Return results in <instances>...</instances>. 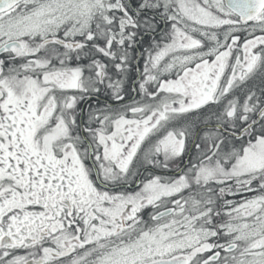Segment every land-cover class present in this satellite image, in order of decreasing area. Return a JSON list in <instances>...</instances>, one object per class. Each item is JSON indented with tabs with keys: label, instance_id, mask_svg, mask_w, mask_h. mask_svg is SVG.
I'll return each instance as SVG.
<instances>
[{
	"label": "snow or ice",
	"instance_id": "snow-or-ice-1",
	"mask_svg": "<svg viewBox=\"0 0 264 264\" xmlns=\"http://www.w3.org/2000/svg\"><path fill=\"white\" fill-rule=\"evenodd\" d=\"M0 264H264V0H0Z\"/></svg>",
	"mask_w": 264,
	"mask_h": 264
},
{
	"label": "flooded vegetation",
	"instance_id": "flooded-vegetation-1",
	"mask_svg": "<svg viewBox=\"0 0 264 264\" xmlns=\"http://www.w3.org/2000/svg\"><path fill=\"white\" fill-rule=\"evenodd\" d=\"M101 99H103V98H101ZM93 103H95V101H93Z\"/></svg>",
	"mask_w": 264,
	"mask_h": 264
}]
</instances>
